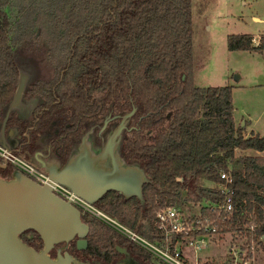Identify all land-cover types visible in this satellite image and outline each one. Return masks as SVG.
Here are the masks:
<instances>
[{"label":"trees","instance_id":"obj_1","mask_svg":"<svg viewBox=\"0 0 264 264\" xmlns=\"http://www.w3.org/2000/svg\"><path fill=\"white\" fill-rule=\"evenodd\" d=\"M52 4L67 9L65 14L41 18L43 24L32 34L30 29L16 32L8 2L0 0V121L17 78L14 49L43 40L49 57L67 67L54 90H47L58 101L53 117L67 109L77 138L84 124L100 123L109 107L119 115L137 109L122 157L139 162L150 180L142 188L145 208L136 198L111 191L94 204L99 211L157 242L156 211L187 201L218 202L216 185L224 171L233 179V216L224 230L245 237L247 244L257 242L264 251V157H235L236 151L264 153V135L245 138V127L234 124L230 87L193 86L191 1L48 0L49 9ZM227 50L262 53L264 36L257 45L251 35L228 36ZM21 158L30 163L28 156ZM231 163L241 169L229 170ZM13 170L0 168V177L8 179ZM86 217L91 218L88 255L112 264L118 256L115 245H124L142 262L151 261L149 252ZM36 236L29 230L20 238L40 245Z\"/></svg>","mask_w":264,"mask_h":264},{"label":"water","instance_id":"obj_2","mask_svg":"<svg viewBox=\"0 0 264 264\" xmlns=\"http://www.w3.org/2000/svg\"><path fill=\"white\" fill-rule=\"evenodd\" d=\"M28 76L18 69L17 86L0 126V146L7 150L5 126L10 112L22 98ZM136 112L137 109L132 107L124 115L106 118L101 131L110 119L119 118V123L110 128L99 145L94 144V126H89L70 150L64 167L52 162L45 165L39 161L38 164L53 182L91 206L106 193L114 191L126 200L136 198L144 209L142 188L150 180L139 162L126 163L122 157L125 132L132 129L129 126ZM6 166L0 163V168L5 169ZM29 230L34 231L42 242L39 250L20 238ZM87 232L88 226L82 222L80 211L55 196L50 187L38 185L17 170L12 171L9 179L0 177V264H90L68 253L61 254L58 249L55 258L49 256L54 245L68 243L75 237L78 238L77 245H85ZM116 250L125 257L115 264L134 263L125 249L117 246Z\"/></svg>","mask_w":264,"mask_h":264},{"label":"rangeland","instance_id":"obj_3","mask_svg":"<svg viewBox=\"0 0 264 264\" xmlns=\"http://www.w3.org/2000/svg\"><path fill=\"white\" fill-rule=\"evenodd\" d=\"M10 20L16 32L30 29L34 34L41 18L49 15H64L67 9L61 5H50L48 0H6ZM192 18V84L198 88L230 87L231 106H233L234 124H244L243 136L252 133L264 135V52L227 50V37L232 35H251L252 44L257 45L264 36V0H190ZM52 6V7H51ZM36 22V24H35ZM21 26V27H20ZM28 31V32H29ZM15 39V37H14ZM29 43H44L43 40ZM23 44V43H20ZM45 138L39 140L44 148ZM264 157V153L236 151L235 157L242 155ZM30 163L39 171L46 173L35 161ZM229 170L241 169L231 163ZM209 187V186H208ZM194 203L187 201L183 205L193 211ZM237 245H245V237L237 234ZM255 264H264V251L259 244L253 246ZM189 252V250H188ZM199 264H223L227 252L217 246L197 253ZM194 257V253L192 254ZM151 264H164L152 256Z\"/></svg>","mask_w":264,"mask_h":264},{"label":"flooded vegetation","instance_id":"obj_4","mask_svg":"<svg viewBox=\"0 0 264 264\" xmlns=\"http://www.w3.org/2000/svg\"><path fill=\"white\" fill-rule=\"evenodd\" d=\"M47 46V43H23L19 44L14 49L17 57L15 59L17 69L15 88L17 86L19 68L29 76L26 78V89L23 92L22 98L14 106V110L10 112L8 116L5 126L6 140L4 143L8 147L9 151L15 153L19 157L28 156L29 160L33 159L37 163L41 161L45 165L52 162L61 168L64 167L70 150L77 145L80 136L88 129L89 126H94V144L99 145L110 128L119 123V118L110 119L107 121L105 129L101 131L104 120L119 114H114L113 109L109 107L108 114L103 117V120L100 123H95L92 121L84 124L85 129L78 138L75 136L77 128L75 123L70 121V118L67 116V109H64L62 114L60 113L53 117V115L58 110L57 105H55L58 103V101L54 96L52 97L48 95L47 90L49 88L54 90V86L57 82L56 80H61L62 74L67 69V67H65L63 70L61 68L63 63L62 59L58 60L49 57ZM10 99L4 105V112L0 121V126L3 118L6 115ZM33 103L34 105H31ZM37 124L41 125L39 126L40 129H37ZM128 132H125V136L128 134ZM43 137L45 138V143L44 148H41L39 145V140ZM42 169L46 172L44 168ZM11 173L8 176V179L10 178ZM81 219L82 222L88 226L89 232L88 220L91 218L86 217V214L81 212ZM88 232L86 234L87 236L84 237V240L86 241L85 245H77L78 238L75 237L68 243L54 245L49 251V256L51 258H55L56 251L58 249L60 250L61 254L68 253L72 257L84 263L93 264L95 262H100L101 264H104L102 261L86 253L88 245ZM36 237L39 239L38 236ZM26 238L29 239L28 236ZM32 243L33 246L31 247L36 250H39L42 246L41 241L40 245L37 241ZM117 246L125 249V252L128 253L130 259L133 260V264H151V262H142L133 252H129L127 247L124 245H115L114 249L118 256H116L112 264L121 262L125 257L124 254L116 250Z\"/></svg>","mask_w":264,"mask_h":264},{"label":"built area","instance_id":"obj_5","mask_svg":"<svg viewBox=\"0 0 264 264\" xmlns=\"http://www.w3.org/2000/svg\"><path fill=\"white\" fill-rule=\"evenodd\" d=\"M0 163L11 166L38 185L50 187L55 196L69 202L80 213L97 218L164 264H199L200 257L197 253L211 246L220 247L227 252L223 264H255L253 246L257 242L252 241L247 244L245 238L244 246L237 245L235 241L237 235L227 229L224 230L233 216L231 195L233 179L228 172L221 171L218 175L220 181L216 185V191L221 196L218 202L190 201L194 203L190 206L194 207L193 211H189L187 205L165 206L156 211L155 227L159 240L151 242L129 231L116 219L106 216L95 206L89 205L65 187L53 182L46 173L39 171L31 163L2 146H0ZM249 230L251 231L252 227Z\"/></svg>","mask_w":264,"mask_h":264},{"label":"crops","instance_id":"obj_6","mask_svg":"<svg viewBox=\"0 0 264 264\" xmlns=\"http://www.w3.org/2000/svg\"><path fill=\"white\" fill-rule=\"evenodd\" d=\"M233 119H234V121L236 120L234 116H233ZM259 154H260V153H259Z\"/></svg>","mask_w":264,"mask_h":264}]
</instances>
